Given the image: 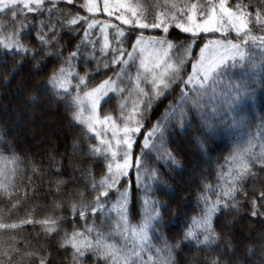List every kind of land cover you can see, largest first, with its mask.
<instances>
[{
  "label": "snow or ice",
  "instance_id": "obj_1",
  "mask_svg": "<svg viewBox=\"0 0 264 264\" xmlns=\"http://www.w3.org/2000/svg\"><path fill=\"white\" fill-rule=\"evenodd\" d=\"M64 2L74 5V0ZM60 3L61 0H49L47 4L46 0H0V16L12 18L9 28L0 21V48L6 54L32 56L33 61L56 49V58L61 63L49 75L47 89L71 113L70 122L86 125L85 130L98 141L87 151L92 157H98L90 163L97 165L103 175L97 181L91 169L81 173L87 176L88 182L81 189L58 197L61 203L53 205L54 211L58 210L55 217L38 221L29 218L20 223L38 224L43 233L41 239L58 241L59 249L65 250V254L71 252L72 264H175L173 252L182 241L171 245L161 236L163 247L155 250L157 256L152 255L153 237L149 232L157 231L152 221L161 219L159 209L167 205L150 194V189L162 182L157 174L159 169L152 168L150 163L153 160H167L169 166L179 163L163 147L165 134L171 136L177 127H189L196 116L201 117L207 129L197 137L203 148L209 133L225 123L224 117L235 110L242 94L253 93L250 85L229 81L227 107L221 110L214 103L218 88L238 63L258 56L264 66V0L255 4L252 0L248 3L242 0L167 3L166 0L167 11L155 12L151 19L132 0H78V6L70 8H61ZM29 13L40 17L47 14L34 25V36L43 48L40 53H35L25 43ZM61 30L69 37H77L67 54ZM145 30H149L147 37ZM174 37L179 40L178 44L174 45ZM197 41L203 45L198 58L193 57L191 51ZM210 46L214 54L206 57ZM174 47L178 51L183 49V54L173 62L168 53ZM148 48L153 55L145 58L142 54ZM189 57L194 61L190 72L185 67ZM93 66L97 72L104 69L100 75L105 78L98 85L90 83L97 79L89 72ZM78 67H83V75L77 71ZM73 78L77 83L69 92ZM129 88L134 89L137 96L130 113L125 111ZM110 94L121 102L116 116L108 113L107 103L103 109L101 107V102ZM169 100L172 103H168ZM86 102L90 111L85 118ZM153 103L157 108L166 106L165 115L155 124L149 118ZM209 107L211 110L205 111ZM169 114L174 120L169 119ZM261 138L264 140V132ZM6 144L0 136V146ZM255 147L250 141L243 153H230L217 159L219 168L223 163L237 161L227 177L209 164V174L201 177L202 187L197 195L200 212L192 218L183 240L193 246L210 248L220 239L214 220L223 210L242 206L241 199L250 201L252 216H264V188L259 190L258 197H253L249 196L247 187L250 181L264 174V146L258 153ZM8 150L13 157V168L0 169V195L11 197L16 190L17 162L34 174L44 165L28 150L21 149L18 154L14 144ZM49 159H54L51 153ZM212 171L217 172L215 180L211 178ZM141 172L145 173L143 179ZM132 175L135 176V192ZM65 183L67 181L59 179L56 189ZM252 191L255 193L256 189ZM136 194L145 209L143 222L138 226L129 222V202ZM64 199L69 201L70 218L63 215ZM66 224L71 227H62ZM18 226L17 223H0V229ZM114 236H118L119 241H114ZM19 251L13 246H4L0 249L4 257L0 264H14L13 254ZM20 255L36 258V264H50L51 251L43 246ZM210 264H220V261L213 259Z\"/></svg>",
  "mask_w": 264,
  "mask_h": 264
},
{
  "label": "trees",
  "instance_id": "obj_2",
  "mask_svg": "<svg viewBox=\"0 0 264 264\" xmlns=\"http://www.w3.org/2000/svg\"><path fill=\"white\" fill-rule=\"evenodd\" d=\"M134 1L143 7L149 19L155 12L167 11L166 0ZM171 2L173 0H167V3ZM176 2L183 3L186 0H176ZM187 2H202V0H187ZM233 2L234 0H230V3ZM242 2L248 3L249 0H242ZM252 2L255 4L258 0H252ZM76 4H60V7L70 8ZM46 15L40 17L36 14H28L30 19L26 22L25 43L35 53L42 52L43 48L34 36L36 31L34 25L39 20L45 19ZM0 21L3 22L5 28L12 26L10 15L0 16ZM148 33L149 30H145L146 36ZM60 36L63 37L64 51L67 54L68 47L76 41L77 37H69V34L64 30L60 31ZM178 43L179 40L175 38L174 44ZM198 46H201L199 41L193 46V57L197 53ZM55 52L56 49L52 48L51 54H46L33 61L32 56L22 58L19 54H6L0 48V136L7 141L6 145L0 146V169L10 171L13 168V157L8 150L9 146L13 144L17 147L18 154L21 149L28 150L44 165L34 174L30 168L17 162L15 165L17 168L15 192L11 197L0 195V223H17L19 225L15 229H0V249L8 245L20 250L13 254L14 264H36V258L27 255L21 258L20 254L25 251L38 250L41 246L51 251L50 264H72L71 252L68 251L65 254V250L59 249L58 241H52L50 238L41 239L43 233L38 224H21L20 221L29 218L38 221L45 217H55L58 210L54 211L53 205L61 203L58 197L73 189H81L88 182L87 176H82L81 173H86L91 169L97 181L103 175L97 170V165L90 163L91 160L98 157H92L87 151L90 145L98 144V141L91 138V134L85 130L86 125L78 126L70 122L71 113L47 89L49 75L61 63L56 58ZM182 54L183 49L178 51L174 47L169 57L174 62ZM191 62L193 59L189 57L185 65L189 72L191 71ZM261 65L260 58L254 56L246 62L238 63L230 70L224 84L217 91L214 103L218 108L223 110L227 107L229 81L233 84L250 85L254 91L251 95L242 94L235 110L230 116L224 117L225 123L219 124L209 133L208 141L203 148L197 142V137L203 135L207 129L200 116H196L190 122L189 127H177L171 136L165 134L163 147L167 148L179 163L171 166L167 160L159 162L153 160L150 163L152 168L159 169L157 174L162 181L150 189V194L167 205V208L159 209L161 219L152 221L157 231L150 230L149 232V235L153 237L152 255L154 257L157 256L155 250L163 247V240L160 239L163 236L164 240H167L171 245L182 241L173 252L175 264H210L213 259L220 261V264H255L258 261H261L259 264H264V216H252L251 203L248 200L241 199L240 205L242 206L223 210L214 220V227L220 239L210 248L193 246L183 240L186 228L191 226L192 218L200 212L197 195L202 187L201 177L209 174V164L211 163L214 168H219L216 163L219 157H227L230 153H243L249 147L250 141L256 145L254 150L257 153L264 146V140L261 138V133L264 132V126H262L264 125V66ZM77 71L81 75L84 74L83 67H78ZM103 71V68L97 72L94 66L90 67L89 72L97 76V79L90 83L98 85L105 78L100 75ZM76 83V79L73 78L69 85V92H72ZM172 99L174 100L175 97ZM41 100H48L50 108L57 111L54 113L49 108L39 109L34 116L36 124H44L54 117L57 121L51 125L49 135L23 136L16 125L29 128V123H23L24 114L33 112ZM136 100L135 90L129 88L128 95L125 96L126 112H131ZM105 103H107L109 114L114 116L119 114L121 102L116 98V95L110 94L109 98L102 101V109ZM168 103H172V100H169ZM165 107V105H161L157 108L153 103V111L149 117L153 124L165 115ZM84 109L86 118L90 111L87 102ZM210 110V107L205 109V111ZM103 114L102 111L101 115ZM56 115L59 117L57 118ZM169 119L174 120V117L169 114ZM119 123L120 121L117 120V124ZM212 123L216 124V120H213ZM33 131L35 130L33 129ZM5 133L7 135H4ZM13 135L24 139L20 142L15 140ZM108 135L110 136V133ZM160 146L158 145V147ZM192 150L197 153H192ZM153 151L155 152V150ZM49 153L54 156V159H49ZM235 166H237V161L223 163V167L219 170L223 172L224 177H227L230 168ZM191 168L194 171L189 173ZM205 169H207L206 172H204ZM144 175L145 173L141 172L142 179ZM216 176L217 172L212 171V180H215ZM59 179H63L67 183L61 184L60 189L57 190L56 183ZM130 179L135 192V176H130ZM247 187L249 196L258 197L259 190L264 188V174L260 175L258 179L250 181ZM253 188L256 189L255 193L252 191ZM85 195H88L87 191H85ZM140 199L139 194H136L135 198L129 202L131 209L129 222L136 226L143 222L145 213ZM257 203L260 204L259 199ZM68 205V199H64L63 215L65 218H70ZM114 222L115 220H113ZM62 227L70 228L71 225L66 224ZM113 240L119 241V237L114 236ZM38 241L39 243H37ZM162 254L160 253V255ZM3 259L4 257L0 255V260Z\"/></svg>",
  "mask_w": 264,
  "mask_h": 264
},
{
  "label": "rangeland",
  "instance_id": "obj_3",
  "mask_svg": "<svg viewBox=\"0 0 264 264\" xmlns=\"http://www.w3.org/2000/svg\"><path fill=\"white\" fill-rule=\"evenodd\" d=\"M76 2H77V4H76ZM132 2L133 3H136V4H139L138 2H135L134 0H132ZM47 3H49V0H46V4ZM60 4H64V5H67L65 2H64V0H61V3ZM74 4H76L75 6H78V0H74ZM140 5V4H139ZM141 6V5H140ZM140 11L142 12V13H144L145 14V10H143V7L141 6V8H140ZM147 37V36H146ZM175 42V38H173V43ZM175 45V44H174ZM203 45H201V46H198L197 47V53L194 55V57H196V58H198L199 57V54H200V52H199V49H200V47H202ZM147 47V46H146ZM174 49V48H173ZM172 49V50H173ZM172 50L168 53V55L170 56V54H171V52H172ZM191 51L193 52V48L191 49ZM193 54V53H192ZM214 53H213V50H212V48H211V46H210V48H209V50L206 52V57H208V56H212ZM145 58H147V57H149V56H152L153 55V53H152V50H151V48H148V50L145 52V53H143L142 54ZM194 62V61H193ZM51 109L52 110V112H54V113H56L55 111H57V110H55L54 108H50V102L48 101V100H41V102L36 106V108L33 110V112H27V113H25L24 114V121H23V123L24 124H27V123H29V125H30V127L29 128H24L22 125L21 126H18V125H16V127L19 129V131H20V133L23 135V136H27V137H30V136H34L35 134L36 135H41V136H46V134L47 135H49V133H50V127H51V125H53V124H55V122L57 121L56 119H54V118H51L52 120H50L49 122L47 121V122H45L44 124L42 123V124H36V122H35V119H34V116L38 113V110L39 109ZM57 116V115H56ZM62 116V115H61ZM59 116H57V118H58ZM21 127V128H20ZM33 129L35 130V131H33ZM19 135V134H18ZM20 136V135H19ZM13 137L15 138V140H18V141H20V142H22L23 141V137H16V135H13ZM22 140V141H21ZM192 153H194V154H196L197 152L195 151V150H192ZM194 171V169H190L189 170V173H192ZM207 171V169H205L204 170V172H206ZM249 236V235H248ZM259 262H261V261H258V262H255V264H259Z\"/></svg>",
  "mask_w": 264,
  "mask_h": 264
}]
</instances>
